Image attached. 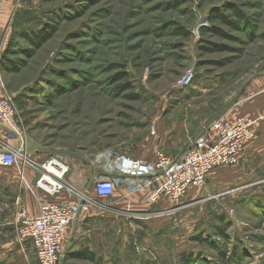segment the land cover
I'll return each mask as SVG.
<instances>
[{"label": "rangeland", "instance_id": "1", "mask_svg": "<svg viewBox=\"0 0 264 264\" xmlns=\"http://www.w3.org/2000/svg\"><path fill=\"white\" fill-rule=\"evenodd\" d=\"M214 11L237 25L210 21ZM4 25L1 60L12 44L17 71H3L0 61V72L23 135L14 145L23 143L29 157L18 165L37 172L19 186L38 207L48 202L39 183L52 161L70 165L68 191L58 193L70 196L73 181L87 180L109 154L154 161L165 141L162 151L177 158L171 152L185 151L188 134L200 135L234 106L264 102V0H9ZM48 26L51 39L32 48L24 36ZM208 43L219 49L203 50ZM190 70L194 78L184 87ZM119 74L130 86L124 93L116 90L126 83L114 80ZM244 160L178 203H151L162 209L136 210L131 202L142 203V192L118 204L105 227L76 239L92 240L93 259H76L85 250L72 246L58 264H264V155ZM22 211L0 200V224L12 222L0 242L18 247H0V264H38L31 244L19 240Z\"/></svg>", "mask_w": 264, "mask_h": 264}, {"label": "built area", "instance_id": "2", "mask_svg": "<svg viewBox=\"0 0 264 264\" xmlns=\"http://www.w3.org/2000/svg\"><path fill=\"white\" fill-rule=\"evenodd\" d=\"M9 0H0V40L4 30V12ZM1 61V51H0ZM194 78L190 70L182 85L189 86ZM5 83L0 72V122L7 133L0 141V166L10 168L19 161L27 163L29 157L23 154L24 144L13 147L10 142L23 140L18 116L10 96L5 93ZM255 122L241 116L234 120L220 116L202 133L190 140L185 151L177 158L162 150H156L153 162H145L126 155L108 156L100 171H91L83 183L70 185L71 197L63 202H45L39 206L37 215L22 211L17 219L18 236L22 243H30L39 264H58L63 250V232L75 226V238L83 236L88 219L113 209V197L118 188L124 187L132 194L148 190L147 201L152 204L161 201L180 202L193 187L204 186L209 176L222 168L235 166L248 145L255 139ZM155 134V129L152 130ZM45 178L51 179L49 194L68 191V162L52 161ZM69 166V167H68ZM23 176V174H22ZM95 178L93 184L89 180ZM107 179L102 181L101 179ZM89 179V180H88ZM47 185V183H46Z\"/></svg>", "mask_w": 264, "mask_h": 264}, {"label": "crops", "instance_id": "3", "mask_svg": "<svg viewBox=\"0 0 264 264\" xmlns=\"http://www.w3.org/2000/svg\"><path fill=\"white\" fill-rule=\"evenodd\" d=\"M3 22H4V18H3ZM237 102L238 100L236 101V103ZM241 116H247L253 119L255 118L254 119V122H255L254 130H255V133L258 134L256 138L257 140H255L254 142L252 141L248 145L244 154L240 158V160H242L243 157H246L247 160H244V161L249 162L253 160L254 158H257L258 156L261 157L264 155V102H261V103L254 102L248 105L234 106L227 111V115H226V117L229 120H234ZM201 130H202L201 128L198 129L199 134ZM6 133H7L6 127L0 122V141H3ZM196 136H198V134H195V135H193L192 133L188 134V137H186L188 141L186 140V142L188 143L191 139H193ZM181 137L175 142L179 143L178 141L181 139ZM165 143H166L165 141H162L158 149L162 150V148L166 147ZM10 144L13 147H17V145H14L15 144L14 141L10 142ZM181 154L182 153L178 154V153L171 152V156L179 157ZM155 158H156V151H155ZM149 162H153V161H149ZM243 162L241 163L242 168L245 167ZM238 163L240 164V161ZM236 166H239V165H236ZM236 166H233V167L236 168ZM94 167L99 172L101 165H96ZM10 173L13 174V176H9ZM36 175H37V172L31 167L13 166L10 168H5L3 166H0V200H4L7 203H11V202L14 204L20 203L22 209H25L27 213H29L30 215H37L39 212V207H38V204H37V201L34 195L25 191V189L21 188L22 186L21 187L19 186L20 184H22L21 182H24V181H26L27 183L31 182L32 180L36 178ZM84 180L85 178H82L81 180H75V182L76 184H79V183L85 182ZM94 181H95V178L93 177L88 182L89 184H93ZM192 189H196V188H191L190 190ZM118 190H116L115 194L118 193L119 197H115L116 195H114L113 197V201L117 205V208L103 212L100 215H94L93 217L88 219L86 226H87V230L89 231V234H93L94 232L101 230L103 227H105L104 225L106 223V220L108 219L107 217H110L114 213L113 211L114 210L116 211L118 209V204L120 205L126 201H130L137 195L142 194L143 197H141L142 203H138L134 201L131 202L132 206L134 205L136 210L141 209V208H137V206H143V205L144 206L150 205L151 207H156V208L160 207L161 209L163 207L161 205L162 202L160 205L158 204V205L153 206L151 205V203L145 201V198L148 197V194H149L148 190H142V191H139L133 194L126 188L120 189L119 191ZM43 195L46 198V200H48V202H63L71 197V194L69 196V194L67 193L58 194V195L47 193ZM11 223L12 222L8 221V222H5L4 224H0V235L4 236V235L11 234V229H8V227L12 226ZM74 238H75V226L67 228L63 232V249L65 250L68 249L67 251L72 252L69 249L72 246H75L73 247V251L77 249L81 251L84 249V250H88L92 252V240L91 239L88 238L89 240L88 239L86 240V244L85 242L80 244L76 241V238L75 239ZM13 244L15 245L13 241H7V240L1 241L0 247L4 248V253H9V251L13 249L17 250L18 248L17 246H14ZM33 252L35 254L37 263L39 264L34 248H33Z\"/></svg>", "mask_w": 264, "mask_h": 264}, {"label": "trees", "instance_id": "4", "mask_svg": "<svg viewBox=\"0 0 264 264\" xmlns=\"http://www.w3.org/2000/svg\"><path fill=\"white\" fill-rule=\"evenodd\" d=\"M234 14L238 18H240L241 20H244V19L246 20L245 15H243L241 12L237 11L236 9H234ZM210 21H212V22L213 21H219L224 25H231L232 27H235V25H237L234 21L230 20L229 17L223 13V11L212 12L210 15ZM50 29L51 28H49V26H48V27L36 32V33L26 34L24 37H25V39L28 40V42L31 43L32 48L40 49L51 39L53 34H52V32H50ZM210 32H214V33H217L219 35H223V33L220 30H217V28L211 29ZM175 33L179 34V35H183L186 38H188V36H189V33L186 32V30L180 29V28L175 30ZM32 48H31L30 53H32ZM13 49H14V46L12 44H9L7 51L4 54L3 60H1L3 71L7 70L10 73L17 71V67H16L15 63H12L11 60L9 59V55L15 53ZM202 49L206 50L207 52H212V51H217L219 49V47L214 45V44L208 43V44H204L202 46ZM124 76H125V74H119L114 80L118 81V82L124 81V80L126 81V77H124ZM129 87H130L129 84L126 81V83H123V84L117 86L116 90L119 93H124L125 91H127V89ZM75 258L79 259V260H91V259H93V256H92L90 251L85 250L83 252L77 253L75 255Z\"/></svg>", "mask_w": 264, "mask_h": 264}, {"label": "bare ground", "instance_id": "5", "mask_svg": "<svg viewBox=\"0 0 264 264\" xmlns=\"http://www.w3.org/2000/svg\"><path fill=\"white\" fill-rule=\"evenodd\" d=\"M108 156H110V154H109ZM107 163H109V159H107ZM49 171L52 172L51 169H49ZM44 180H45V181H44V183L42 184V188H44V189H49V183L52 182L51 179H49V178H45ZM46 183H47V185H46Z\"/></svg>", "mask_w": 264, "mask_h": 264}, {"label": "water", "instance_id": "6", "mask_svg": "<svg viewBox=\"0 0 264 264\" xmlns=\"http://www.w3.org/2000/svg\"><path fill=\"white\" fill-rule=\"evenodd\" d=\"M106 179H107L106 177H103L101 180L104 181V180H106Z\"/></svg>", "mask_w": 264, "mask_h": 264}]
</instances>
